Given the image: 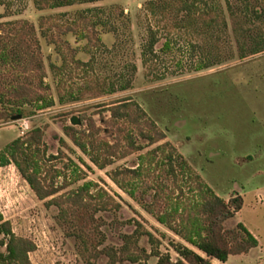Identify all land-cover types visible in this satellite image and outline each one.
<instances>
[{"label":"rangeland","instance_id":"obj_1","mask_svg":"<svg viewBox=\"0 0 264 264\" xmlns=\"http://www.w3.org/2000/svg\"><path fill=\"white\" fill-rule=\"evenodd\" d=\"M148 1L104 0L38 10L32 0H0V22L27 21L34 25L37 34L41 17L47 20L45 26L56 31L71 24L77 11L85 10L94 17L101 12L100 8L104 13L99 15H109L119 34V38L111 33L102 34L103 44L92 43L88 54L79 52L76 56L85 63L91 59L92 63L78 66L68 59L62 74L49 67L50 61L58 65L61 62L54 47L41 39L53 105L41 111L26 107L24 112L29 114L15 121L11 120L13 116L0 118V152L15 139H28L34 129L40 130V141L26 151L37 162L43 184H54L59 189L52 197L40 200L13 164L0 167V213L16 236L35 244V250L29 254L32 264H86L92 247L82 256V243L71 235L75 228L71 222L59 221L57 207L48 204L50 199L65 198L86 183L93 185L89 194L96 195L101 189L119 205L95 215L101 224L98 229L105 237L103 246L119 247L120 234L133 232L139 223L141 230L152 233L158 251L169 254L172 260L178 258L173 244L190 247L143 211L109 178L114 169L133 166L137 153L98 169L64 134L65 126L86 129L91 119L98 137L113 142L115 132L108 107L123 100L131 101L156 123L165 136L162 142L175 147L216 195L225 201L235 195L242 198V208L225 222V227L234 228L242 223L258 244L248 254L229 256L226 262L214 264H264V50L238 58L239 47L251 44L247 33L264 40V16L242 23L240 32L234 34L228 5H239L241 1L217 0L218 13L225 17L227 26L220 25L210 37L209 33L196 35L165 29L145 9ZM6 3L11 4L9 10L5 9ZM148 26L157 31L159 42L144 64L141 49ZM67 38L76 46L73 36ZM165 39L171 41L170 50L161 49ZM214 59L220 62L198 70L200 63ZM126 80L130 85L121 90ZM5 108L0 104V111ZM73 117L78 125L70 123ZM139 246L147 251L152 249L147 236L140 237ZM155 261L152 256L146 264ZM96 263L106 264V258L101 257Z\"/></svg>","mask_w":264,"mask_h":264},{"label":"trees","instance_id":"obj_2","mask_svg":"<svg viewBox=\"0 0 264 264\" xmlns=\"http://www.w3.org/2000/svg\"><path fill=\"white\" fill-rule=\"evenodd\" d=\"M99 1L104 0H32L38 10ZM216 1L150 0L144 6L153 19H158L157 23H163L165 29L196 35L209 33L211 37L220 25L227 26L225 17L218 13L220 6ZM240 1L239 5H228L234 34L240 32L242 23L264 16V0ZM10 8L11 4L6 3L5 9ZM90 10L94 9L87 11ZM98 10L103 15L104 9ZM99 13L93 17L88 16L85 10L77 11L71 24L56 31L51 26H45L47 20L41 17L40 34L27 21L0 22V104L8 108L0 111V118L15 115L24 118L29 114L24 112L26 107L41 111L53 105V99L48 94L50 87L46 81L41 39L54 47V53L61 62L58 65L50 61L49 67L54 73L62 74L69 60L78 66L92 63L91 59L85 63L76 56L79 52L88 54V47L92 43L103 44L102 34L111 33L119 38L118 29L110 16L102 17ZM147 30L148 36L141 49L144 64L147 57L154 54L153 48L159 42L157 31L151 26ZM247 35L251 44L239 47V59L245 58L246 53L254 55L264 50L263 39L259 41L258 36L256 39L250 33ZM69 36L75 38L76 46L70 44ZM81 42L84 44L78 45ZM161 49L170 50L171 41L165 39ZM206 62L200 63L198 70L220 61L214 59L211 63ZM132 70L135 68L132 67ZM129 85L130 81L126 80L120 89H127ZM108 111L115 132L113 142L98 137V130L91 119L86 129L65 126L64 134L98 169L106 168L116 159L137 153L133 166L118 167L109 173V178L143 211L190 247L173 244L178 258L172 260L169 254L158 251L152 233L141 230L139 223L133 232L120 234L119 247L103 246L105 237L98 229L101 224L95 215L109 210L110 206L119 208V205L101 189L96 191V195L89 194L93 185L86 183L65 198H52L48 203L57 207L59 221L71 222L75 228L71 235L82 243V256L92 247V252L85 258L86 264H97L101 257L106 258V264H146L152 256L156 258L154 264H211L213 259L226 262L229 256L247 254L257 246L256 237L242 223H237L234 228L225 227V222L232 219L243 206L239 195L232 196L228 201L216 195L175 147L162 142L164 133L131 101L115 102L108 107ZM121 121L124 125H119ZM41 136L40 130L34 129L28 139L17 138L7 145L0 152V167L13 164L37 198L44 200L55 195L59 189L54 184H43L38 176L37 162L26 151L39 142ZM94 198L99 201L92 203ZM141 236H147L152 247L150 251L139 246ZM34 250L35 244L27 238L16 236L10 223L0 213V264H32L29 254Z\"/></svg>","mask_w":264,"mask_h":264},{"label":"water","instance_id":"obj_3","mask_svg":"<svg viewBox=\"0 0 264 264\" xmlns=\"http://www.w3.org/2000/svg\"><path fill=\"white\" fill-rule=\"evenodd\" d=\"M19 119H21V115H16V116L11 117V120H12V121L19 120ZM70 123H71L72 125H78V124H79V121L76 120V119L73 117V118H71Z\"/></svg>","mask_w":264,"mask_h":264},{"label":"crops","instance_id":"obj_4","mask_svg":"<svg viewBox=\"0 0 264 264\" xmlns=\"http://www.w3.org/2000/svg\"><path fill=\"white\" fill-rule=\"evenodd\" d=\"M253 249H254V248H253ZM250 251H251V250H250ZM250 251H249V252H250ZM249 252H248V253H249ZM248 253H247V254H248ZM216 261H217V260L213 259V260L211 261V264H214Z\"/></svg>","mask_w":264,"mask_h":264},{"label":"built area","instance_id":"obj_5","mask_svg":"<svg viewBox=\"0 0 264 264\" xmlns=\"http://www.w3.org/2000/svg\"><path fill=\"white\" fill-rule=\"evenodd\" d=\"M24 129L21 130V133L23 134Z\"/></svg>","mask_w":264,"mask_h":264}]
</instances>
